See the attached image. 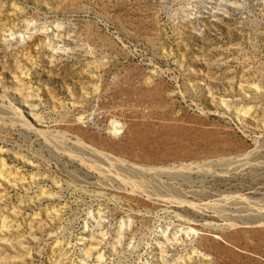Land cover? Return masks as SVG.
Masks as SVG:
<instances>
[{"label":"rangeland","instance_id":"rangeland-1","mask_svg":"<svg viewBox=\"0 0 264 264\" xmlns=\"http://www.w3.org/2000/svg\"><path fill=\"white\" fill-rule=\"evenodd\" d=\"M110 76L118 137L70 119ZM263 222L264 0H0V264H264Z\"/></svg>","mask_w":264,"mask_h":264},{"label":"built area","instance_id":"built-area-1","mask_svg":"<svg viewBox=\"0 0 264 264\" xmlns=\"http://www.w3.org/2000/svg\"><path fill=\"white\" fill-rule=\"evenodd\" d=\"M118 83L114 76L108 77L97 93L88 94L79 103L70 107V119L78 128L89 133L118 137L124 132V110L132 109L130 103L125 104L126 96L117 90ZM119 124V134L110 133L112 125ZM123 128H120V125Z\"/></svg>","mask_w":264,"mask_h":264},{"label":"bare ground","instance_id":"bare-ground-1","mask_svg":"<svg viewBox=\"0 0 264 264\" xmlns=\"http://www.w3.org/2000/svg\"><path fill=\"white\" fill-rule=\"evenodd\" d=\"M92 90H95V88L94 89H92ZM120 128H122V124L120 125ZM118 129H119V124H114V125H112V127H111V129H110V133L111 134H113V135H116V134H118L119 133V131H118ZM2 170H3V168H2ZM115 171V170H114ZM117 174V173H116ZM136 174H138V172L136 173ZM136 174H134V175H136ZM135 177V176H134ZM126 178V177H125ZM121 179V178H120ZM127 179V178H126ZM258 222H260V221H258ZM256 223V222H255ZM264 223V222H263ZM259 224V223H258ZM260 224H262V223H260ZM259 224V225H260ZM232 226H235V225H232ZM262 226V225H261ZM237 233V232H236ZM239 238V237H238ZM237 238V239H238Z\"/></svg>","mask_w":264,"mask_h":264}]
</instances>
